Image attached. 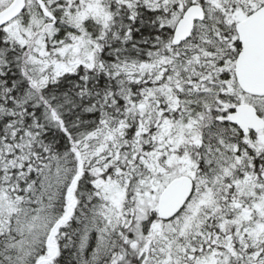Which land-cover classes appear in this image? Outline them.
Segmentation results:
<instances>
[{
  "label": "snow or ice",
  "instance_id": "snow-or-ice-1",
  "mask_svg": "<svg viewBox=\"0 0 264 264\" xmlns=\"http://www.w3.org/2000/svg\"><path fill=\"white\" fill-rule=\"evenodd\" d=\"M0 264H264V0H0Z\"/></svg>",
  "mask_w": 264,
  "mask_h": 264
}]
</instances>
